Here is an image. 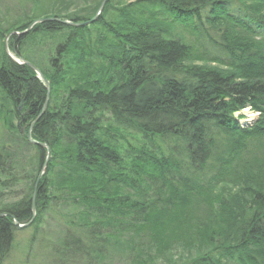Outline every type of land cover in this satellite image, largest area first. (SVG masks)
<instances>
[{
    "label": "trees",
    "instance_id": "16d2710c",
    "mask_svg": "<svg viewBox=\"0 0 264 264\" xmlns=\"http://www.w3.org/2000/svg\"><path fill=\"white\" fill-rule=\"evenodd\" d=\"M33 1L18 26L0 25L10 135L0 146V264L14 249V221L31 222L33 243L48 216L65 229L62 264H264V158L253 167L242 158L245 140L264 139V0H108L94 22L102 0H76L74 10L45 0L53 12ZM45 18L88 24L45 22L9 38L50 84L36 121L45 85L8 58L4 40ZM36 34L47 48L40 62L23 52ZM247 106L256 119L241 114ZM35 121L31 139L50 160L33 219L46 159L27 141ZM26 150L36 154L32 173ZM179 246L188 256H172Z\"/></svg>",
    "mask_w": 264,
    "mask_h": 264
},
{
    "label": "rangeland",
    "instance_id": "374dc122",
    "mask_svg": "<svg viewBox=\"0 0 264 264\" xmlns=\"http://www.w3.org/2000/svg\"><path fill=\"white\" fill-rule=\"evenodd\" d=\"M40 1H41V5L39 6V8L45 6V8L43 9L44 11L53 12L54 7L52 6V1L49 3H45V0H40ZM68 1H72L70 4L71 5L70 9L73 10L76 9V5H75L76 0H68ZM33 3H34L33 0H0L1 27L3 29H6L10 25L18 26L22 21V17H24L25 15L31 16V14L34 12ZM59 7H61L60 9H66L65 6H59ZM77 7H80V5H77ZM36 13L37 12H35V14ZM184 36L187 38L188 41L192 42L193 45L195 42L196 46H198V44L196 43L197 39L195 38L194 35H190V33L187 31L184 32ZM53 37L50 38L46 37L47 46H50L52 42H56L58 37L57 36H53ZM210 37H212L214 41V45H211L209 41L206 40L207 47L213 55L218 56L219 54H217V51L219 49L218 46L220 45V43L215 35L211 34ZM43 40H44V35L41 34H36V36L34 37L33 36L29 37V39L25 42L26 47L25 44L23 47L24 55L33 61L36 62L42 61V56H41L42 52L43 50L47 49L45 45L39 47V45L42 44L40 42H42ZM2 42L3 41L0 39V59L2 57ZM197 64H201V63H197ZM1 103L2 101L0 97V104ZM246 108L249 109L247 111L244 110V112L242 111L243 115L247 117L251 115L250 117L252 119L254 115L253 112L251 111L249 106H247ZM255 118L256 117L254 116L253 119ZM9 137L10 135L7 134V130L5 129L4 122L2 119H0V146L2 144H6L5 141H7ZM220 141L222 142L224 141L223 137H219L218 143ZM218 145L219 147L221 146L220 143ZM244 145L245 148L243 149L242 152V158H244L247 161L250 160L258 161V159L263 160L264 158L263 138L245 140ZM23 158L27 159V161L24 162L23 164H27V166L29 165V169H27L26 166L25 171L28 170L29 173L34 172V168L36 165L35 152L31 150H26L23 152ZM252 164L253 163L250 161L249 165L253 167L254 165ZM239 167L243 169L246 166H239ZM18 168L21 169V161ZM6 202H8V199H6ZM24 229L17 230L14 240V249L3 264H62L64 257H62L61 253H59L58 256L56 250L59 249V251H61L63 249V247H61L62 246L61 242L63 239V231L65 230L64 227L56 225L54 221L50 218V216H48L45 220L42 231L39 233L38 237L36 236V241L33 243L31 242V237L34 229L28 227ZM191 251L194 252V249H192ZM171 254L172 256L175 257L179 255L185 257L188 256L187 252L183 251L181 246L177 247V249L172 250ZM105 264H126V263L125 260L112 259L109 262H106Z\"/></svg>",
    "mask_w": 264,
    "mask_h": 264
},
{
    "label": "water",
    "instance_id": "95a60500",
    "mask_svg": "<svg viewBox=\"0 0 264 264\" xmlns=\"http://www.w3.org/2000/svg\"><path fill=\"white\" fill-rule=\"evenodd\" d=\"M108 0H102L99 8H98V11L96 13V15L94 16V18L92 19L91 22H94L96 20V18L100 15V13L103 11L106 3H107ZM45 22H57V23H61L63 25H67V26H70V27H83L85 25H87L88 23H73V22H68V21H62L60 19H55V18H45V19H38L36 21H34L33 23H31V25H29V27L19 33V32H12L10 33L9 35L6 36L5 40H4V49H5V53L6 55L8 56V58L10 60H12L13 62L19 64V65H24V66H27L29 67L30 69H32V71L37 75V78L42 81L45 85V88H46V91H47V96H46V102L44 104V107L42 109V112L41 114L39 115V117L36 119V121L40 118V116L43 114V112L46 110V107L48 105V102H49V97H50V84L48 83V81H46V79L44 78V76L42 75V73L40 72V70L38 68H36L34 65H32L31 63H29L28 61L20 58V57H15L14 55H12L9 51V48H8V40L9 38L12 36V35H16V36H21V35H24V34H27L29 33V31H31V29L37 25V24H42V23H45ZM22 109V104H20L19 106V110H18V113H20ZM22 119V117H21ZM36 121L34 123H32V125L30 126L29 130H28V133H27V141L30 143V144H33V145H36L38 146L39 148L41 149H44L46 150V159H45V162H44V165L42 167V171L40 173V175L38 176V179L35 183V186H34V190H33V196H32V208H31V211H32V215H33V219L35 217V195H36V188H37V185H38V182L41 178V176L44 174V172L46 171V168H47V165H48V162L50 160V152H49V149L47 147V145L45 144H40V143H36L34 142L32 139H31V129L33 128L34 124L36 123ZM21 126V121L18 122L17 124V127L20 128ZM25 134V127H23L21 130H20V135L23 136ZM0 216H6V214H0ZM32 219V220H33ZM31 222L30 223H27V224H19L17 221H14V225L15 227L17 228V230H21V229H24V228H27L28 226H30Z\"/></svg>",
    "mask_w": 264,
    "mask_h": 264
},
{
    "label": "built area",
    "instance_id": "2783aa9c",
    "mask_svg": "<svg viewBox=\"0 0 264 264\" xmlns=\"http://www.w3.org/2000/svg\"><path fill=\"white\" fill-rule=\"evenodd\" d=\"M248 109H249V108H248ZM248 109L246 108V109H244V110H246V111H247ZM244 110H243V112H244ZM253 114H254V115H253V118H254V116H255V117L257 116V114H255V113H253ZM250 116H251V115H250ZM250 116H248V117L246 116V118H248V119H251V117H250ZM253 118H252V119H253ZM253 120H254V119H253Z\"/></svg>",
    "mask_w": 264,
    "mask_h": 264
},
{
    "label": "bare ground",
    "instance_id": "6f19581e",
    "mask_svg": "<svg viewBox=\"0 0 264 264\" xmlns=\"http://www.w3.org/2000/svg\"><path fill=\"white\" fill-rule=\"evenodd\" d=\"M35 207V206H34Z\"/></svg>",
    "mask_w": 264,
    "mask_h": 264
}]
</instances>
